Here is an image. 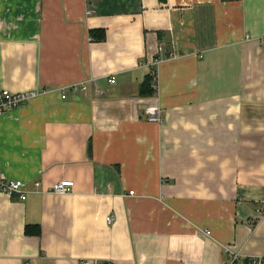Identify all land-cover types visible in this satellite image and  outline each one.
Returning a JSON list of instances; mask_svg holds the SVG:
<instances>
[{"label":"crops","instance_id":"crops-1","mask_svg":"<svg viewBox=\"0 0 264 264\" xmlns=\"http://www.w3.org/2000/svg\"><path fill=\"white\" fill-rule=\"evenodd\" d=\"M2 90L0 264L264 260V0H0Z\"/></svg>","mask_w":264,"mask_h":264},{"label":"built area","instance_id":"built-area-1","mask_svg":"<svg viewBox=\"0 0 264 264\" xmlns=\"http://www.w3.org/2000/svg\"><path fill=\"white\" fill-rule=\"evenodd\" d=\"M152 77V87H156V75L155 71H151ZM110 83L114 82V77H111L109 80ZM73 89L75 87H72ZM82 90H85L86 87L82 86ZM61 98H65V92L61 90ZM40 95V91H31V92H20V93H13L8 90H2L0 92V115L11 110H14L20 107L22 104L28 102L31 98L38 97ZM144 114L146 119L153 123H161L162 119L159 115V108L156 105H149L144 110ZM72 182L70 181H59L55 183L52 187V193L57 195H63L71 192ZM34 185L37 187L39 186L38 182H35ZM0 192L6 194L11 198H16L19 201H25L27 198V191L25 190V184L19 180H1L0 179ZM129 195H133L134 191H129ZM107 224H111L113 218L111 216L106 218ZM209 234V232H207ZM226 252L229 254V261L228 264H235L238 262V254L233 252V249L230 247H226ZM264 264L263 261H253L252 264ZM85 264H91L86 262Z\"/></svg>","mask_w":264,"mask_h":264},{"label":"trees","instance_id":"trees-1","mask_svg":"<svg viewBox=\"0 0 264 264\" xmlns=\"http://www.w3.org/2000/svg\"><path fill=\"white\" fill-rule=\"evenodd\" d=\"M89 35L91 37V39L93 41L96 42H103L105 40V31L103 29H92L89 31ZM166 55V54H165ZM152 77L150 75H147V77L145 78V80L143 81V83L140 85V89H139V96H152L154 91L152 89ZM90 143L88 145V152L90 154ZM24 233L25 235L28 236H39L40 234V229L38 226H31V225H27L25 226L24 229ZM228 257V256H227ZM229 261V258H228ZM227 261V264H228ZM238 264H251V261L248 259H238ZM106 264V263H104ZM108 264V263H107ZM237 264V263H235Z\"/></svg>","mask_w":264,"mask_h":264}]
</instances>
